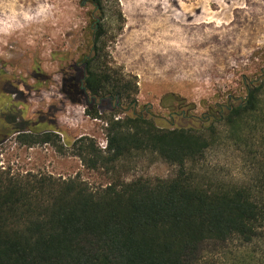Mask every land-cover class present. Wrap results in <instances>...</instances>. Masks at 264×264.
<instances>
[{
	"label": "trees",
	"instance_id": "16d2710c",
	"mask_svg": "<svg viewBox=\"0 0 264 264\" xmlns=\"http://www.w3.org/2000/svg\"><path fill=\"white\" fill-rule=\"evenodd\" d=\"M86 1L97 28L86 36L83 90L78 75L64 79L61 90L72 104L88 96L115 101L103 111L85 106L86 116L106 124L105 149L82 136L67 151L54 131L18 127L15 140L28 148L51 145L89 171H113L121 160L150 153L175 173L91 187L78 174L0 171V264H264V71L250 80L244 99L231 97L199 116L193 104L164 95L159 106L187 121L159 127L152 114L136 110L134 78L107 62L103 0ZM124 105L134 109L117 117ZM224 144L243 156L247 181L198 172L206 153Z\"/></svg>",
	"mask_w": 264,
	"mask_h": 264
},
{
	"label": "rangeland",
	"instance_id": "374dc122",
	"mask_svg": "<svg viewBox=\"0 0 264 264\" xmlns=\"http://www.w3.org/2000/svg\"><path fill=\"white\" fill-rule=\"evenodd\" d=\"M103 4L107 62L134 78L136 110L152 114L159 127L187 121L159 106L164 95L193 104L199 116L231 97L244 99L250 80L264 71V0H103ZM93 13L83 0H0V89L14 96L9 107L0 105V110H14L10 125L0 121V171L63 179L78 174L91 187L114 179L169 180L175 167L154 154L136 153L115 164L113 171H89L51 145L28 148L15 140L12 127L26 123L25 131L56 132L67 151L82 136L98 146L105 141L106 124L86 116L85 106L92 102L103 111L115 101L88 96L72 104L61 90L62 81L77 74L72 66H79L76 62L89 53L86 36ZM124 108L117 117L134 109ZM198 172L227 183L247 181L250 175L243 156L229 144L207 152Z\"/></svg>",
	"mask_w": 264,
	"mask_h": 264
},
{
	"label": "flooded vegetation",
	"instance_id": "af4514ba",
	"mask_svg": "<svg viewBox=\"0 0 264 264\" xmlns=\"http://www.w3.org/2000/svg\"><path fill=\"white\" fill-rule=\"evenodd\" d=\"M87 2L86 0H83V3ZM93 18H94V14H93ZM97 28L96 25L92 26V30L95 31V29ZM87 56H84L79 62H76L78 64H80L79 66L77 64L72 66V69L77 73L76 75L80 76V79L76 82H78L79 84V88L82 90L83 86H82V80H83V76H84V71H85V63L84 61L87 59ZM0 75H3V72L0 71ZM14 101V96L13 93H11L10 90L8 89H0V105L2 103H6L7 106L9 107L12 102ZM11 112H14L13 109H9V108H5V110H0V121L5 125L8 126L10 125L8 122V119L10 118ZM26 123H23L21 126H17L19 129L23 130ZM34 126V125H33ZM17 127H12V130L14 131L15 128ZM7 135L4 134L3 137H6ZM5 140V138L3 139V141Z\"/></svg>",
	"mask_w": 264,
	"mask_h": 264
},
{
	"label": "built area",
	"instance_id": "2783aa9c",
	"mask_svg": "<svg viewBox=\"0 0 264 264\" xmlns=\"http://www.w3.org/2000/svg\"><path fill=\"white\" fill-rule=\"evenodd\" d=\"M99 147H100L101 149H105V147H106V141H101V142L99 143Z\"/></svg>",
	"mask_w": 264,
	"mask_h": 264
},
{
	"label": "bare ground",
	"instance_id": "6f19581e",
	"mask_svg": "<svg viewBox=\"0 0 264 264\" xmlns=\"http://www.w3.org/2000/svg\"><path fill=\"white\" fill-rule=\"evenodd\" d=\"M189 3H191V2H189ZM205 6V5H204Z\"/></svg>",
	"mask_w": 264,
	"mask_h": 264
},
{
	"label": "water",
	"instance_id": "95a60500",
	"mask_svg": "<svg viewBox=\"0 0 264 264\" xmlns=\"http://www.w3.org/2000/svg\"><path fill=\"white\" fill-rule=\"evenodd\" d=\"M82 90H83V88H82Z\"/></svg>",
	"mask_w": 264,
	"mask_h": 264
}]
</instances>
